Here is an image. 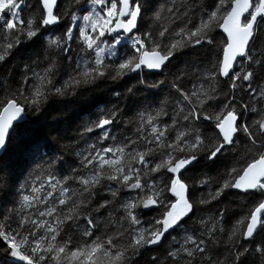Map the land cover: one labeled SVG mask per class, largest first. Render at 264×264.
Returning <instances> with one entry per match:
<instances>
[{
    "label": "snow or ice",
    "instance_id": "snow-or-ice-1",
    "mask_svg": "<svg viewBox=\"0 0 264 264\" xmlns=\"http://www.w3.org/2000/svg\"><path fill=\"white\" fill-rule=\"evenodd\" d=\"M0 68V264H264V0H0ZM109 85L126 107L34 138Z\"/></svg>",
    "mask_w": 264,
    "mask_h": 264
},
{
    "label": "trees",
    "instance_id": "trees-1",
    "mask_svg": "<svg viewBox=\"0 0 264 264\" xmlns=\"http://www.w3.org/2000/svg\"><path fill=\"white\" fill-rule=\"evenodd\" d=\"M152 3L154 5L158 4L159 0H152ZM62 28L63 26H61V29ZM15 63L16 62L13 61V64ZM16 71H18V69H16ZM6 72V69L0 68V73ZM153 79L155 78L153 77ZM113 87L116 86L109 85L108 88H106L102 92L91 93L74 104H59L50 102V106L47 110V115L49 119L51 118L55 120L49 122L47 121V119H43L41 121L30 123L29 128L34 130L36 134L34 138L42 139L48 132H60L66 135V137L68 138L67 142H71L72 139L76 137V133L79 130V125L81 124V122L87 121L90 114H93L96 111L95 106L97 104L110 106L111 104L120 103L122 107H126L129 102H124L120 98H117L110 94ZM116 90L120 91L121 93L125 91L124 87L122 86L118 87ZM62 113L64 115H62ZM56 121H58V123H56L55 125L53 122ZM30 125H32V128ZM32 139L33 137H29L15 142L4 157L5 160L7 159L6 161L8 162V167L13 174V184L22 183L23 179L25 178L26 171L24 159L25 154L32 142ZM64 159L67 161V164H71L75 157L70 154H65ZM210 174L215 175V170L211 171ZM14 191V187H10L5 192H0V210H3L5 206H11L10 201L13 198ZM196 195H199V193H197ZM242 203V198L238 199L235 196H229L218 205H215L214 202V205L217 209L228 207V215L231 217V221L234 223L235 220L238 219L244 211H246V209H241L238 207V205ZM252 203H254V201L249 204V207H251ZM230 226L231 224H229V227Z\"/></svg>",
    "mask_w": 264,
    "mask_h": 264
},
{
    "label": "rangeland",
    "instance_id": "rangeland-1",
    "mask_svg": "<svg viewBox=\"0 0 264 264\" xmlns=\"http://www.w3.org/2000/svg\"><path fill=\"white\" fill-rule=\"evenodd\" d=\"M155 78V77H154ZM62 115H64L63 113H62ZM58 117V116H57ZM44 119H47V121H49V122H52V121H54L55 119H49V117H48V115L46 114V116H45V118ZM58 119V118H57ZM48 122V123H49ZM55 125H56V123H58V121H56V122H53ZM31 126V128H32V125H30Z\"/></svg>",
    "mask_w": 264,
    "mask_h": 264
},
{
    "label": "bare ground",
    "instance_id": "bare-ground-1",
    "mask_svg": "<svg viewBox=\"0 0 264 264\" xmlns=\"http://www.w3.org/2000/svg\"><path fill=\"white\" fill-rule=\"evenodd\" d=\"M64 111V110H63ZM13 159V158H12ZM7 160V159H6Z\"/></svg>",
    "mask_w": 264,
    "mask_h": 264
}]
</instances>
